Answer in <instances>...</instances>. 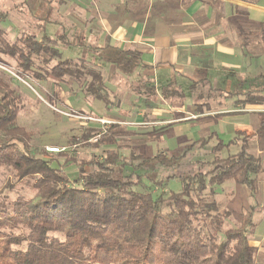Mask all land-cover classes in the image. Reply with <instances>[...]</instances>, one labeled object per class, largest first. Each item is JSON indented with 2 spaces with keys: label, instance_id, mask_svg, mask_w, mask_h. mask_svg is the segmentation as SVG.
Masks as SVG:
<instances>
[{
  "label": "trees",
  "instance_id": "1",
  "mask_svg": "<svg viewBox=\"0 0 264 264\" xmlns=\"http://www.w3.org/2000/svg\"><path fill=\"white\" fill-rule=\"evenodd\" d=\"M0 55L16 62L27 76L35 73L34 62L41 64L37 75H32L36 81H77L86 76L85 95L108 103L100 71L82 60H61L56 39L21 34L9 42L0 29ZM53 60L56 64L48 68ZM4 88L0 79V168L12 171L17 180L37 178L32 184L34 199L10 200L0 192V264H260L255 262L256 250L249 244L246 225L224 231V239L215 241L221 226L216 187L233 180L253 195L262 172L259 160L248 151L247 137L238 136L226 145L218 141L209 149L210 155L229 146L238 149L225 158L213 157L212 168L195 174L149 178L151 166L160 158H170L132 153L122 158L113 149H105L100 160L78 163L65 157L60 164L45 151L42 157L31 152L26 142L30 132L17 121L21 97L16 90ZM247 101L260 102L252 96ZM199 106L204 105H197V114ZM260 126L264 130V118ZM99 129L87 128L80 142L95 149L114 145L113 136L106 132L90 143L100 136ZM207 145L208 139H200L187 146L183 155ZM67 164L76 166L75 178L66 172ZM171 179L179 180L180 191L164 190ZM151 186L160 190L156 197ZM247 216L246 223L252 227ZM206 225L213 226L215 233L208 236Z\"/></svg>",
  "mask_w": 264,
  "mask_h": 264
},
{
  "label": "crops",
  "instance_id": "2",
  "mask_svg": "<svg viewBox=\"0 0 264 264\" xmlns=\"http://www.w3.org/2000/svg\"><path fill=\"white\" fill-rule=\"evenodd\" d=\"M0 7V26L6 33L29 31L37 33L31 35L37 39H56L62 45L61 58L71 57L63 60L94 65L105 90L121 96L124 104L116 109L126 105L143 113L154 104L158 121L170 119L165 123L174 125L172 136L189 145L200 139L226 145L238 136L247 137L248 151L259 160L262 172L253 195L244 186L237 207L247 208L254 225L255 242L250 244L264 257L263 0H0ZM17 9L18 16L6 11ZM26 14L28 18H22ZM47 27L54 28L52 37ZM133 81L136 85L129 87ZM200 87L207 90L205 100L199 95L185 108V95ZM167 88L170 92L164 96ZM213 92L224 100L210 101ZM133 94L139 99H130ZM249 96L260 102L247 101ZM168 105L170 115L161 110ZM197 105H204V115L180 118ZM206 148L193 149L205 155ZM237 149L225 147L219 155L225 158ZM234 183L230 190L236 194L240 184ZM221 188H216L215 200L230 191Z\"/></svg>",
  "mask_w": 264,
  "mask_h": 264
},
{
  "label": "rangeland",
  "instance_id": "3",
  "mask_svg": "<svg viewBox=\"0 0 264 264\" xmlns=\"http://www.w3.org/2000/svg\"><path fill=\"white\" fill-rule=\"evenodd\" d=\"M6 11L12 16H18V13H21L19 9ZM22 13L24 14L25 11L22 10ZM28 16L29 15L26 14L22 16V18H28ZM0 29L3 30L5 27L2 25ZM33 29L35 30V28ZM46 32L47 35L51 37L55 34L54 28L52 27H47ZM23 33L37 36V33L34 34L29 31L21 32L9 29L8 33H6V39L12 42ZM61 47H59V50H61ZM69 56L71 55L69 54ZM65 58L71 57L63 55L61 60ZM54 64H56V61H51L48 68ZM39 65L41 64L34 62L31 69H33L35 73L31 72V75L28 74V76L23 75L18 70L16 62L9 57L0 55V79L2 83L6 85L3 91L16 90L17 94L21 97L22 109L18 115L17 121L25 131L30 132V137L26 142L31 152L37 154L38 157H42L40 153L41 151H45L46 155L52 156V158L58 160L60 164H63L65 157H74L78 163L100 160V156L103 155L105 149L116 150L122 158H127L131 153L134 155H145L146 157H154L163 154L162 157L170 158L169 161L160 158L158 164L151 166L153 169L150 168L148 170L149 178L151 177L154 179H160L170 174L181 175L195 174L198 171L205 172L212 168L210 162L213 160V157H221L219 153L217 155L208 154L209 149L216 145L213 141L208 143L206 148L207 153L205 155L204 153H199L196 149L189 150L183 155L189 144L177 140L175 134L172 136V131L175 128L174 125L165 123L170 119L165 118V121H158V116L154 115L152 111L156 108L154 104L149 106L148 109L143 107L145 109L143 113L139 111L136 112V107L128 108L126 105H121V109H116V106L120 107V104H124L121 103V96L118 92L115 93L110 90V94L106 89L105 92L108 94V103L105 105L102 101L90 99L83 92V86L89 82V78L86 76L78 78L77 81L71 78H66L65 82L53 81L52 79L36 81L32 78V75H37L38 69H40ZM70 84L72 85L70 86ZM135 85L136 83L134 81L128 83L129 87ZM130 89L131 88H128V92ZM122 90H124L123 92H127L125 89ZM198 90L192 92L191 95H185L183 99V101L186 102L185 108H187L196 97H199V95L202 96V99L204 98L203 101L205 100L206 97L204 96L208 95L207 90L201 87L198 88ZM129 98L133 101L139 99L138 96L134 94ZM208 99L213 102H218L220 99L224 100L223 96H218L215 92L211 93ZM103 105L110 109H103ZM171 107L172 106L168 105L161 110L163 113L170 115ZM124 110L130 111L125 112ZM198 111L202 115L206 113L204 106H199ZM185 112L186 115L185 113L183 115L180 114V118L191 119L195 117L194 114H197L195 113L196 110L193 108ZM141 115L142 119L138 118V116ZM88 117L109 120L111 123L110 125L100 124L101 130L99 129L100 131H98V133L100 134V138L103 137L105 132V135L113 136L114 145L108 147L101 146L95 149L80 142L79 137L86 134L87 128L98 127V123L89 121L87 119ZM92 141L95 140L92 139L90 141L91 144ZM50 148H57L58 150L57 152H50ZM61 153H65V155ZM181 154L183 158H179ZM43 157H45V155ZM173 157L176 159L172 160ZM202 162L205 164H202ZM52 166H56V164ZM66 172L69 173V176L73 175L72 177L75 178L76 166L74 167L73 165L67 164ZM33 178L34 180H30L29 178L17 180L12 171L0 168V192H3L2 195H7L10 200H15L18 197L34 199L35 190L32 184L37 177L33 176ZM70 182L72 185V179ZM145 184L150 185L151 183L145 180ZM234 184V181L230 180L222 185L223 188H216L219 190L221 188L226 191L230 190ZM151 189L155 197L160 193V190H156L152 186ZM238 189L239 191L237 193L240 195L230 190L233 194H230V191H226L216 198V200L214 198L218 207L217 215L219 220H221V226L217 230L215 236V241L217 243L224 239V231H234L242 225H246L249 231V244L255 242L254 234L252 233L254 225L249 227V223H246L248 220V213L246 214L247 208L241 209L237 207L238 204L240 206V200H242L241 195H243L245 188L244 186L238 185ZM164 190H171L174 192L180 191L181 185L179 180H169ZM249 220L251 221V219ZM204 232L209 236L215 233V229L213 226L206 225ZM55 235L57 236L58 234ZM262 246L264 247V243ZM256 249L258 250V248H255V250ZM263 259L264 257L256 252L255 262L261 264V262H264Z\"/></svg>",
  "mask_w": 264,
  "mask_h": 264
},
{
  "label": "built area",
  "instance_id": "4",
  "mask_svg": "<svg viewBox=\"0 0 264 264\" xmlns=\"http://www.w3.org/2000/svg\"><path fill=\"white\" fill-rule=\"evenodd\" d=\"M87 119L89 121H91V122H95V123H98V124H101V125H110L111 124L109 122V120H106V119H97V118H93V117H88ZM122 124H124V123H122ZM57 150H58L57 148H50V152H57Z\"/></svg>",
  "mask_w": 264,
  "mask_h": 264
}]
</instances>
